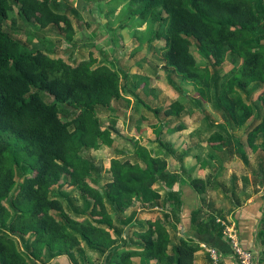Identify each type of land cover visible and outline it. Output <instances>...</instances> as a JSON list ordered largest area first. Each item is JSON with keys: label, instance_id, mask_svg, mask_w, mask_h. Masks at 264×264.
I'll return each instance as SVG.
<instances>
[{"label": "trees", "instance_id": "obj_1", "mask_svg": "<svg viewBox=\"0 0 264 264\" xmlns=\"http://www.w3.org/2000/svg\"><path fill=\"white\" fill-rule=\"evenodd\" d=\"M59 1L0 0V264H52L71 257L82 244L106 255V264H135L137 259L145 264H195L199 243L185 236L172 242L171 229L180 223L182 200L173 193L169 201L163 198L180 182V176L170 175L168 159L139 142L133 155L113 159L107 171L83 155L85 150L114 144L112 130L103 125L101 115L122 98L129 104L131 96L137 99L135 115L143 121L149 114L180 118L185 105L177 101L154 109L122 85L128 73L98 65L93 56L71 64L45 50L26 47L6 30L8 22L20 19L43 29L57 27L72 39L70 16L58 11ZM119 1L139 10L136 19L139 28L147 27L148 35L143 34L149 37L147 42L164 39L168 69L192 83L197 93H215L233 125L249 123L246 143L238 142L242 158L247 161L252 153L264 150V141L256 145L264 136V116L255 118V107L243 97L253 84L264 86V0ZM195 44L207 65L198 64ZM230 54L237 57L232 67L220 71ZM137 68H143L142 63ZM132 79L135 91L143 88L156 96L153 77L132 73ZM258 100L264 115V88ZM66 106L74 109L71 116ZM153 127L161 146L163 127ZM219 128L226 132L223 125ZM185 130V123L179 122L167 134ZM221 132L206 141L216 151L225 150ZM165 152L172 153L168 147ZM103 174V185L92 183L93 177ZM190 185L199 195L207 192L204 179H192ZM70 188L84 200L83 213L76 218L65 211L61 195ZM136 204L148 209L171 206L175 215L158 210L145 226L136 224L135 216L125 222L122 214ZM191 230L199 235L223 234L218 218L204 219L200 209L192 213ZM258 245L259 264H264V217Z\"/></svg>", "mask_w": 264, "mask_h": 264}, {"label": "rangeland", "instance_id": "obj_2", "mask_svg": "<svg viewBox=\"0 0 264 264\" xmlns=\"http://www.w3.org/2000/svg\"><path fill=\"white\" fill-rule=\"evenodd\" d=\"M58 11L66 12L70 16L74 35L72 39L57 27L43 29L24 23L20 19L15 24L8 22L6 30L26 47L45 50V53L61 57L71 64L89 61L93 56L98 65L128 73L129 79H123L122 85H126L154 109L167 107L177 101L186 108L180 118H166L164 115L156 118L149 114L148 120L143 121L140 116L135 115L137 99L131 96L129 104L122 98L101 115L103 125L112 130L114 144L111 147L104 146L100 150H85V157L93 159L107 171L113 159L133 155L136 150L135 143L139 142L154 154L168 159L170 175L180 176L179 183L191 187L192 179H204L207 182V192L204 195L196 192L195 199H188L184 207L183 212L186 213L182 219L187 215V221L191 220L192 213L197 209L202 211L204 219L217 217L225 220L236 206H244L259 191L262 192L260 187H264V150L252 153L247 161L238 151L239 140L242 139L246 143L245 134L249 123L239 127L233 125L225 106L216 101L215 93L211 96L197 93L192 83L184 82L173 70L165 66L162 51L165 41H146L149 37L143 34L148 35L147 27L139 28L136 18L140 12L136 7L129 8L127 2L119 0H60ZM197 48L195 44L193 52L200 61L198 64L207 65ZM235 58V55L230 54L226 64L219 70H229ZM138 63H142L143 68H137ZM132 73L141 77H153L157 83L156 96L147 95L143 88L135 91ZM263 88V84L256 83L243 94L244 99L255 107V118L258 120L264 116L258 100ZM66 109V114L71 116L74 109L67 106ZM179 122L185 123L187 130L167 134L168 129L179 125ZM153 125L163 127L161 146L156 141V129ZM220 125L225 127L226 132H221ZM217 131L223 135V151H216L206 144L207 139ZM263 141L264 136H259L256 145L261 146ZM166 147L171 150V154L165 152ZM202 170L204 173H201ZM91 181L93 184L103 185L106 182V174L95 176ZM61 195L65 211L72 218H76L77 213H83L84 200L79 191L70 188L61 192ZM261 196L264 201V193ZM108 207L110 210L111 206ZM171 208L170 206L169 211ZM54 214L58 217L60 215ZM157 214L155 210L137 205L122 214V219L128 222L135 216L134 222L145 226L147 221L154 219ZM171 231L173 244L178 234L184 236L182 230L177 231L175 228ZM125 232H129L128 227ZM18 241L22 248V241ZM120 245L119 243L117 246ZM105 258L106 255L100 256L89 246L82 244L71 257H61L52 261V264H106ZM135 264L145 262L137 259Z\"/></svg>", "mask_w": 264, "mask_h": 264}, {"label": "crops", "instance_id": "obj_3", "mask_svg": "<svg viewBox=\"0 0 264 264\" xmlns=\"http://www.w3.org/2000/svg\"><path fill=\"white\" fill-rule=\"evenodd\" d=\"M201 173H204L202 170ZM192 187V186H191ZM187 184H181L177 182L172 188L167 189L166 192L163 193V198L167 199L169 201V194H178L182 200V208L179 211V217H180V223L176 224L177 231H184V236L190 238L195 243L201 244H207L212 247H216L223 253V257H225V264H237L235 258L233 257V253L230 247V243L228 240H226L222 235L217 236L215 233L212 234H203L199 235L196 232L191 230V220L187 221L188 217L187 215H184V219H182L183 214L186 213L183 212L184 207L189 200L193 201L192 199H195L196 196V190L192 187L191 188ZM264 187H260L259 193L256 196H253L244 204V206H236L234 210L230 211V214L224 221H234L237 224L238 232L240 236V243L241 246L245 250H250L256 253L257 257L260 253V248L258 245V227L260 225L261 220L263 219L264 215V201L262 198V194ZM167 194V196L165 195ZM166 196V197H165ZM141 205V204H136ZM135 207V206H134ZM133 207V208H134ZM144 207V206H143ZM148 209V208H147ZM150 210L152 208H149ZM148 209V210H149ZM130 210V209H129ZM155 211L160 210L161 212H168L170 211L166 208H160V209H152ZM173 212V211H172ZM173 217L175 214L170 213ZM158 214L155 216L157 217ZM220 219V218H218ZM222 220V219H221ZM174 221V219H173ZM185 221V222H184ZM174 230V229H171ZM181 233V232H180ZM181 235L178 234V237ZM208 253L204 249H200L198 253H196L195 256V264H211L210 257H208ZM259 264V262H258Z\"/></svg>", "mask_w": 264, "mask_h": 264}, {"label": "built area", "instance_id": "obj_4", "mask_svg": "<svg viewBox=\"0 0 264 264\" xmlns=\"http://www.w3.org/2000/svg\"><path fill=\"white\" fill-rule=\"evenodd\" d=\"M218 223L223 228V236L229 241L230 247L233 253V257L237 264H258L259 257L256 253L250 250H245L240 243V236L238 232L237 224L234 221H224L218 219ZM208 253L211 264H225V257L223 253L216 247H212L207 244L200 245Z\"/></svg>", "mask_w": 264, "mask_h": 264}]
</instances>
